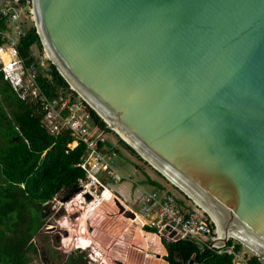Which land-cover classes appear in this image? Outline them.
<instances>
[{
	"label": "water",
	"instance_id": "water-1",
	"mask_svg": "<svg viewBox=\"0 0 264 264\" xmlns=\"http://www.w3.org/2000/svg\"><path fill=\"white\" fill-rule=\"evenodd\" d=\"M18 1L0 0V9ZM30 4L69 88L264 259V0Z\"/></svg>",
	"mask_w": 264,
	"mask_h": 264
},
{
	"label": "trees",
	"instance_id": "trees-1",
	"mask_svg": "<svg viewBox=\"0 0 264 264\" xmlns=\"http://www.w3.org/2000/svg\"><path fill=\"white\" fill-rule=\"evenodd\" d=\"M20 3L25 4L26 0H20ZM1 17L0 9V32H4L8 30V24L6 18ZM23 30L24 34L20 37L17 49L28 65L34 59L32 46L36 45L39 50H42V46L34 26L30 25ZM3 42L0 34V44ZM47 66H39L36 76L37 85L45 97L52 99L68 93L76 97L77 94L69 88L55 66L50 62ZM87 107L93 123L105 128L106 124L101 116ZM42 116L40 104L18 98L0 73V243L4 239H10L5 247L0 246V264H25L24 249L29 251L36 248L32 239L43 223L41 215L45 206H49L54 197L68 194L71 189L79 186L80 180L86 178L79 168L85 145L79 143L70 148L68 145L74 139L67 132L50 135L42 127ZM121 142L141 158L123 140ZM147 180L155 188L164 190L159 182L148 178ZM29 206L32 214L26 227L20 234L10 236L2 227L18 233L14 224L22 218L24 209ZM145 229L157 232L156 227L147 225ZM162 241L167 249L164 259L168 264H189L191 260L195 264H236L235 253L202 249L190 239L168 240L162 236ZM234 241L229 240L227 245L234 244ZM242 247L241 243L236 242L235 252L242 251ZM64 264L70 262L66 261ZM247 264L262 262L256 256H251Z\"/></svg>",
	"mask_w": 264,
	"mask_h": 264
},
{
	"label": "built area",
	"instance_id": "built-area-1",
	"mask_svg": "<svg viewBox=\"0 0 264 264\" xmlns=\"http://www.w3.org/2000/svg\"><path fill=\"white\" fill-rule=\"evenodd\" d=\"M15 3L16 6H12ZM9 6L6 10L3 9L4 7L1 9V18H6L10 30L0 32L4 39V42L0 44V73L3 74L4 81L11 85L18 98L40 104L43 112L41 124L50 135L56 136L61 132H67L74 139L68 145L70 148L76 147L79 143L85 145V153L79 168L85 173L86 178L79 181L77 187H80L82 191L76 196L83 200H85V193L92 195V198H97L99 194L103 196L104 192L109 190L106 187V179L114 184L122 180L114 170V163L119 155L117 140L111 139L107 133L108 130L115 134L116 132L106 123L105 128L93 123L87 107L89 105L79 95L73 97L68 93L52 99L45 97L36 82L38 67H43V60L47 59L44 50L42 49V55H33L32 62L26 65L17 49L20 37L24 34L22 24L25 21L21 19V15L25 9L28 10V12L25 11V18L28 16L32 22L31 25L34 26L30 0H26L25 4H21L20 1L13 2ZM116 136L118 137L117 134ZM187 198L190 199L188 196ZM119 201L126 206V209L129 208L122 199ZM133 203L139 204L141 211L138 213L134 210L136 221H141L144 229L147 225L157 228V232L145 229L147 233L158 235L161 239L162 236L169 237L170 240L190 239L202 249L207 248L218 253H235L236 264H247L248 258H245L242 251L235 252V243L241 242L229 237L228 241L235 240L234 244L227 245L228 242L219 244L217 240L220 238V232L216 221L196 203L188 204L170 193L163 196L158 192L148 191L140 193ZM164 229H168L165 235L162 233ZM252 253L257 257L254 252ZM146 256L151 255L146 253Z\"/></svg>",
	"mask_w": 264,
	"mask_h": 264
},
{
	"label": "rangeland",
	"instance_id": "rangeland-1",
	"mask_svg": "<svg viewBox=\"0 0 264 264\" xmlns=\"http://www.w3.org/2000/svg\"><path fill=\"white\" fill-rule=\"evenodd\" d=\"M7 6L3 9L11 7ZM12 6H16V3ZM25 11L28 12L25 9L21 15V19L25 21L22 24L23 28L32 24L28 16L25 18ZM12 28L14 30V27ZM31 51L33 55L37 56L43 53V50H39L36 45L32 46ZM47 61V59L43 60L41 68L48 67L49 61ZM107 133L111 139L117 140L119 155L115 160L114 170L123 178L124 182L119 185L106 179V187L119 195L123 187L129 189L130 199L121 198L129 205L127 206L128 210L141 213L139 204L133 203V200L139 196L138 190L141 193L144 191L158 192L163 196L170 193L174 197L194 205L182 191L154 170L146 160L134 155L123 142L119 141L121 139L119 136L117 137L110 130ZM147 178L159 182L164 190H159L149 184ZM109 192L111 193V191ZM76 195L65 202L62 201L64 196L53 198L49 202V206H45L41 218L43 225L32 239L36 248L29 251L24 249L25 264H42L41 259L44 255L42 252L45 248L48 250L50 264H64L66 261L73 264V260L74 264H168L163 257L167 254V249L161 237L147 233L141 221L124 216L113 201L116 195L112 194L111 196L106 192L104 199H101L99 194L97 198L91 200L86 198L83 200ZM31 214L29 206L24 209L22 218L16 220L14 226L18 233L11 232L5 226L2 228L10 236L20 234L19 232L26 227ZM65 230L67 235L64 233ZM166 238L170 240L169 237ZM86 239L90 241V246L85 249L77 246L80 244L85 246L87 243L84 240ZM9 241V238L4 239L0 246L5 247ZM75 245L79 248H75ZM158 251L161 253H157ZM146 253L151 256H146ZM241 253L245 258L253 256L252 251L244 245ZM259 260L264 264V259Z\"/></svg>",
	"mask_w": 264,
	"mask_h": 264
},
{
	"label": "bare ground",
	"instance_id": "bare-ground-1",
	"mask_svg": "<svg viewBox=\"0 0 264 264\" xmlns=\"http://www.w3.org/2000/svg\"><path fill=\"white\" fill-rule=\"evenodd\" d=\"M48 53H45V55H46V57L48 58V56H49V54L47 55ZM50 57V56H49ZM106 123L116 132V133H118V135H119V137L120 136H122L109 122H107L106 121ZM122 139H124L126 142H127V140L122 136ZM144 160H146L148 163H152V164H150L151 165V167L154 169V170H157L158 168L156 167V165L153 163V162H151L148 158H144ZM160 172H162L160 169H158ZM158 172V171H157ZM162 174H164L163 172H162ZM165 175V174H164ZM166 176V179H168L169 180V182H171L172 183V185L173 186H177V187H179V189H181L182 191H184L188 196H189V194L185 191V190H183L176 182H174V181H172L171 180V178H169L167 175H165ZM106 192H109V190H106ZM106 192H104V195L102 196V195H100V198L101 199H104L105 198V193ZM190 197V196H189ZM190 199H192V201L194 202V203H196L197 205H199L200 207H202L195 199H193L192 197L190 198ZM203 208V207H202ZM205 211H207L205 208H203ZM208 212V211H207ZM209 213V212H208ZM211 215V214H210ZM212 216V215H211ZM212 218L214 219V221H216L218 224H219V222L212 216ZM139 220V219H138ZM221 226V225H220ZM219 226V227H220ZM219 232H220V238H223L224 236H228V237H233V238H235V236H233V235H231L230 233H226L225 234V232H224V230H223V228H220L219 229ZM237 238V237H236ZM243 245L245 246V247H247L248 249H250L252 252H254L256 255L257 254H259L260 255V253H258L257 251H255L254 249H252L251 247H249L248 245H246V244H244L243 243ZM76 246V245H75ZM77 246H81L82 248H84L83 247V244H80V245H77Z\"/></svg>",
	"mask_w": 264,
	"mask_h": 264
},
{
	"label": "crops",
	"instance_id": "crops-1",
	"mask_svg": "<svg viewBox=\"0 0 264 264\" xmlns=\"http://www.w3.org/2000/svg\"><path fill=\"white\" fill-rule=\"evenodd\" d=\"M118 175H119V174H118ZM120 177H121V176H120ZM121 178H122V177H121ZM124 179H125V178H124ZM123 182H124V180H123V178H122V180H121L119 183H117V184L122 185ZM135 184H136V183H135ZM109 191H111V193H110V192H107V194H109V195H111V196H112V194H114V195H116V197H118L117 199H119V200H121V198H124V199H126V200H129V199H130V193H129V189H128L127 187H123V188L120 190V195H119L117 192L111 190L110 188H109ZM138 192H139V194L141 193L140 190H138ZM121 195H122V196H121ZM116 197L113 198V201H116ZM114 203H116V202H114ZM97 206H98V205H97Z\"/></svg>",
	"mask_w": 264,
	"mask_h": 264
},
{
	"label": "flooded vegetation",
	"instance_id": "flooded-vegetation-1",
	"mask_svg": "<svg viewBox=\"0 0 264 264\" xmlns=\"http://www.w3.org/2000/svg\"><path fill=\"white\" fill-rule=\"evenodd\" d=\"M42 216H43V213H42V215H41V218H42ZM42 225H43V223H42ZM41 225V226H42ZM53 229L55 228V227H52ZM51 228V229H52ZM39 229H41V227L39 228ZM39 231V230H38ZM37 231V232H38ZM36 232V233H37ZM64 232H67L66 230L64 231ZM67 235V234H66ZM84 242L85 243H87V244H85V246L83 245V247L84 248H87L88 246H90V241L88 240V239H86V240H84ZM42 254H44L43 255V257H42V259H41V262H42V264H50V262H51V260H50V258H49V256H48V250L45 248V250L42 252ZM41 254V255H42Z\"/></svg>",
	"mask_w": 264,
	"mask_h": 264
},
{
	"label": "clouds",
	"instance_id": "clouds-1",
	"mask_svg": "<svg viewBox=\"0 0 264 264\" xmlns=\"http://www.w3.org/2000/svg\"><path fill=\"white\" fill-rule=\"evenodd\" d=\"M117 134V133H116ZM118 135V134H117ZM119 136V135H118ZM128 210V209H127ZM77 248H79V247H77ZM82 248V247H81ZM83 249H85V248H83Z\"/></svg>",
	"mask_w": 264,
	"mask_h": 264
}]
</instances>
